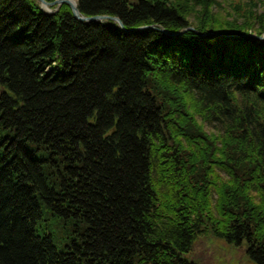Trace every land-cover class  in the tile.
<instances>
[{"label": "trees", "instance_id": "1", "mask_svg": "<svg viewBox=\"0 0 264 264\" xmlns=\"http://www.w3.org/2000/svg\"><path fill=\"white\" fill-rule=\"evenodd\" d=\"M76 3L0 0V264H264V0Z\"/></svg>", "mask_w": 264, "mask_h": 264}, {"label": "rangeland", "instance_id": "2", "mask_svg": "<svg viewBox=\"0 0 264 264\" xmlns=\"http://www.w3.org/2000/svg\"><path fill=\"white\" fill-rule=\"evenodd\" d=\"M257 8L261 10L262 6L258 5ZM206 128L212 130L211 126ZM186 256L199 264H255L246 255L244 246L237 247L224 239L207 234L199 235L195 239Z\"/></svg>", "mask_w": 264, "mask_h": 264}, {"label": "water", "instance_id": "3", "mask_svg": "<svg viewBox=\"0 0 264 264\" xmlns=\"http://www.w3.org/2000/svg\"><path fill=\"white\" fill-rule=\"evenodd\" d=\"M38 1L40 3V6L42 8H46L47 10H49V12L54 11V10H52L50 8V6H55V10H57L61 4L66 3V4H68L70 6L73 16L76 19L80 20V21L91 22V21H95V20L112 19V20L116 21L120 25V27L122 29H124L122 22L116 16H111V15H107V14L93 15V16H84V15H81L79 13L78 8H77L76 0L74 2L72 0H52V1L38 0ZM143 27H147V26H143ZM143 27L141 26L139 28H143ZM149 27H151V26H149ZM161 30L162 31H165L167 33H170V34H174L172 32H168L167 30H164V29H161ZM259 38L264 39V36H260Z\"/></svg>", "mask_w": 264, "mask_h": 264}, {"label": "bare ground", "instance_id": "4", "mask_svg": "<svg viewBox=\"0 0 264 264\" xmlns=\"http://www.w3.org/2000/svg\"><path fill=\"white\" fill-rule=\"evenodd\" d=\"M73 2L75 1V0H72ZM45 10H47L46 8H44Z\"/></svg>", "mask_w": 264, "mask_h": 264}]
</instances>
